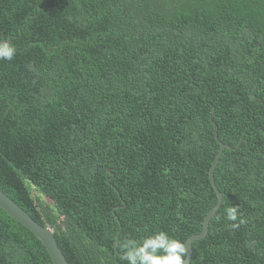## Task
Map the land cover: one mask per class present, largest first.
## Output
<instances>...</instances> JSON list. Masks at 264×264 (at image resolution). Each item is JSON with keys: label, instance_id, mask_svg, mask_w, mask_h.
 Wrapping results in <instances>:
<instances>
[{"label": "trees", "instance_id": "trees-1", "mask_svg": "<svg viewBox=\"0 0 264 264\" xmlns=\"http://www.w3.org/2000/svg\"><path fill=\"white\" fill-rule=\"evenodd\" d=\"M9 36L0 190L67 264H127L118 232L123 254L199 233L218 141L233 148L213 173L222 202L188 264H264V0H0ZM0 264H52L1 208Z\"/></svg>", "mask_w": 264, "mask_h": 264}, {"label": "clouds", "instance_id": "clouds-1", "mask_svg": "<svg viewBox=\"0 0 264 264\" xmlns=\"http://www.w3.org/2000/svg\"><path fill=\"white\" fill-rule=\"evenodd\" d=\"M16 48L8 40L0 39V60H12ZM226 219L232 228H238L244 220L237 206L226 209ZM238 221V222H237ZM123 248L127 264H188V244L165 231H157L139 239H127Z\"/></svg>", "mask_w": 264, "mask_h": 264}, {"label": "water", "instance_id": "water-1", "mask_svg": "<svg viewBox=\"0 0 264 264\" xmlns=\"http://www.w3.org/2000/svg\"><path fill=\"white\" fill-rule=\"evenodd\" d=\"M6 40H8L10 43L11 37L9 36ZM215 138L217 139V133L215 132ZM219 143V149L217 150L214 159L209 167L208 170V179L210 182V185L216 194L217 202L214 207H212L207 214L204 216L202 221V229L199 233L190 235L185 242L188 244V262L190 261L191 254H192V247L191 243L195 240L202 239L206 236L208 231V225L209 220L215 215L216 211L219 209L221 202H222V195L218 188L216 187V184L214 182L213 173L216 165L219 162V159L221 157V154L224 149H233L228 144H224L220 141ZM240 144V141L238 142V147ZM124 206V205H123ZM122 206V207H123ZM0 208L7 213L12 219H14L16 222H18L20 225L25 227L27 230H29L33 235L37 237V239L42 243L44 248L46 249L52 264H67L66 257L62 250L60 249L58 242L54 236V233L52 229H50L47 226H43L39 222H37L35 219H33L24 209H22L14 200H12L6 193H4L2 190H0ZM115 218L118 219V217L115 215ZM120 224V222L118 221ZM118 238H119V232L115 234L114 236V242H113V249L115 253H117L119 256L125 258V254L120 253L117 249L118 244ZM126 259V258H125Z\"/></svg>", "mask_w": 264, "mask_h": 264}]
</instances>
